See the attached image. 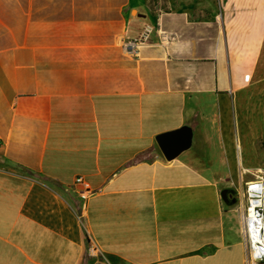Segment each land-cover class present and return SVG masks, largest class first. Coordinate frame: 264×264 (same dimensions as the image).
<instances>
[{"label":"crops","instance_id":"obj_1","mask_svg":"<svg viewBox=\"0 0 264 264\" xmlns=\"http://www.w3.org/2000/svg\"><path fill=\"white\" fill-rule=\"evenodd\" d=\"M256 170L264 0H0V264H246Z\"/></svg>","mask_w":264,"mask_h":264},{"label":"built area","instance_id":"obj_2","mask_svg":"<svg viewBox=\"0 0 264 264\" xmlns=\"http://www.w3.org/2000/svg\"><path fill=\"white\" fill-rule=\"evenodd\" d=\"M153 29L147 26L143 33L136 39L120 43L124 53L130 58H138L142 47L148 42ZM172 39L162 34L163 42ZM75 184L80 186V196L84 209L87 200L95 193L82 178H77ZM242 199L244 201L245 214L243 218V236L246 252V264H264V253L261 251L260 228H264L262 217V203H264V170H260L254 179L245 182L242 187ZM96 249H93L95 252Z\"/></svg>","mask_w":264,"mask_h":264},{"label":"water","instance_id":"obj_3","mask_svg":"<svg viewBox=\"0 0 264 264\" xmlns=\"http://www.w3.org/2000/svg\"><path fill=\"white\" fill-rule=\"evenodd\" d=\"M157 143L165 158L173 160L187 148L189 133L187 131H178L163 134L157 138Z\"/></svg>","mask_w":264,"mask_h":264},{"label":"bare ground","instance_id":"obj_4","mask_svg":"<svg viewBox=\"0 0 264 264\" xmlns=\"http://www.w3.org/2000/svg\"><path fill=\"white\" fill-rule=\"evenodd\" d=\"M239 162H240V166L244 167V157L242 155H239L238 157ZM256 174L259 172H255ZM262 217L264 218V203H262ZM260 242H261V251L264 253V228H260Z\"/></svg>","mask_w":264,"mask_h":264},{"label":"rangeland","instance_id":"obj_5","mask_svg":"<svg viewBox=\"0 0 264 264\" xmlns=\"http://www.w3.org/2000/svg\"><path fill=\"white\" fill-rule=\"evenodd\" d=\"M257 151H258V156H259V151H260V149L258 150L257 149ZM254 172H259V170H256V171H254ZM246 179L248 180V179H250V178H247L246 177ZM229 190H232L233 192H235L236 191V185L233 183V184H231V187L229 188Z\"/></svg>","mask_w":264,"mask_h":264},{"label":"trees","instance_id":"obj_6","mask_svg":"<svg viewBox=\"0 0 264 264\" xmlns=\"http://www.w3.org/2000/svg\"><path fill=\"white\" fill-rule=\"evenodd\" d=\"M146 157H145V155H140V156H138L137 158H136V162H138V161H142L143 159H145Z\"/></svg>","mask_w":264,"mask_h":264}]
</instances>
